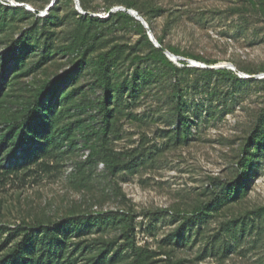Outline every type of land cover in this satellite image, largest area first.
<instances>
[{
    "label": "rangeland",
    "instance_id": "1",
    "mask_svg": "<svg viewBox=\"0 0 264 264\" xmlns=\"http://www.w3.org/2000/svg\"><path fill=\"white\" fill-rule=\"evenodd\" d=\"M91 216L51 264H264V0H0V255Z\"/></svg>",
    "mask_w": 264,
    "mask_h": 264
},
{
    "label": "trees",
    "instance_id": "2",
    "mask_svg": "<svg viewBox=\"0 0 264 264\" xmlns=\"http://www.w3.org/2000/svg\"><path fill=\"white\" fill-rule=\"evenodd\" d=\"M226 72L229 73V71L227 70ZM105 112L106 116H108V109H106ZM36 119L37 118L35 114L28 113L22 119L21 124H15L12 126V131H20L18 136V138H20V142L17 143L18 147L24 148V145H27V141L32 140L35 134H37L41 130H44V132H46L45 130L49 129L48 124L45 123L41 125V121L37 123L38 120ZM28 134L32 135L25 137ZM102 220L103 218L98 216H91L89 218L66 217L48 224L38 223L35 224L34 227L22 224L14 225L13 228L10 229V231L14 233L18 237V239L10 247V249H8L7 252H4L0 255V264H33V261L29 259V255L27 254H31L35 246V240L37 239L34 236L35 232L39 234V238L47 246V249H45L44 251V257L47 256L46 263L51 264L49 256L57 255V253L61 252L64 241L69 237V231L71 229H78L85 224L100 223ZM1 230L2 228H0V231Z\"/></svg>",
    "mask_w": 264,
    "mask_h": 264
},
{
    "label": "bare ground",
    "instance_id": "3",
    "mask_svg": "<svg viewBox=\"0 0 264 264\" xmlns=\"http://www.w3.org/2000/svg\"><path fill=\"white\" fill-rule=\"evenodd\" d=\"M151 35V34H150ZM152 37V36H151ZM169 57H173V55L169 54V53H166ZM195 66H199V63L197 62H193ZM227 68V67H226Z\"/></svg>",
    "mask_w": 264,
    "mask_h": 264
},
{
    "label": "water",
    "instance_id": "4",
    "mask_svg": "<svg viewBox=\"0 0 264 264\" xmlns=\"http://www.w3.org/2000/svg\"><path fill=\"white\" fill-rule=\"evenodd\" d=\"M28 10H29V8H27ZM30 11V10H29ZM144 26H145V28H146V25L144 24ZM147 29V28H146ZM147 35L150 37V38H152L151 37V35H150V32L149 31H147ZM191 63V62H190ZM192 65H194L193 63H191Z\"/></svg>",
    "mask_w": 264,
    "mask_h": 264
}]
</instances>
